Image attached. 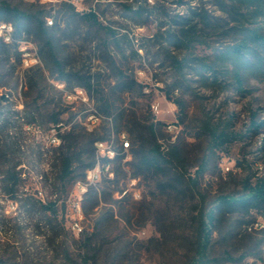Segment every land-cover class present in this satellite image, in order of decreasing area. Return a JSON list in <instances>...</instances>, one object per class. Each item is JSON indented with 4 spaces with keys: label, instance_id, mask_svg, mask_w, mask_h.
<instances>
[{
    "label": "rangeland",
    "instance_id": "rangeland-1",
    "mask_svg": "<svg viewBox=\"0 0 264 264\" xmlns=\"http://www.w3.org/2000/svg\"><path fill=\"white\" fill-rule=\"evenodd\" d=\"M2 1L29 17L44 9L49 26L46 36L29 19L13 42L0 37V254L34 264H80L91 255L85 264H187L196 255L198 211L215 207L221 195H241L246 178L264 177V75L246 70L239 85L216 64L220 51L241 38L230 28L241 21L230 12L231 1ZM201 9L211 15L209 26L198 17ZM91 10L96 19L87 16ZM175 19L190 21L195 33L177 39L182 28ZM22 40L37 50L32 66L23 63ZM214 63L217 70L208 71ZM76 87L86 89L87 101L66 97ZM153 101L161 104L158 114ZM55 116L60 144L49 139ZM176 119L179 128L166 130ZM138 121H155L158 139L176 147L180 160L163 156L143 167L136 150L146 153L150 137L141 130L133 143ZM212 132L234 138L214 145ZM124 135L131 142L127 150L121 149ZM100 139L113 140L119 151L113 175L104 173L83 193V230L74 231L68 201L79 197L78 182L94 165ZM9 141L18 145L7 156ZM65 154L73 157L67 177ZM15 166L24 178L18 200L5 182L6 170ZM25 194L55 201L57 221L40 213L39 204L26 205ZM209 255L210 264H264V212L219 208Z\"/></svg>",
    "mask_w": 264,
    "mask_h": 264
},
{
    "label": "trees",
    "instance_id": "trees-1",
    "mask_svg": "<svg viewBox=\"0 0 264 264\" xmlns=\"http://www.w3.org/2000/svg\"><path fill=\"white\" fill-rule=\"evenodd\" d=\"M227 0H221V2H226ZM232 14H237L240 16V23L231 25L236 33L241 34V38L235 43L229 45L227 48L220 51L218 54L217 62L224 64V69H228L229 72L233 73L234 78L239 85L244 83V71L252 70L259 74L264 75V0H230ZM64 6H71V3L63 2ZM246 7V10H240L242 7ZM225 10V9H224ZM192 14L196 11L192 10ZM88 17L97 18L95 10L86 12ZM198 14L199 19L204 25L209 26L211 24L212 18L208 9H201ZM0 18H6L9 21L12 20L15 24L16 33H21L23 31V25L29 19L35 24L38 31L42 32L47 36L48 24L44 19L45 10L39 9L35 11L30 17L27 16V10L21 9L16 5H11L6 1L0 3ZM186 17V16H183ZM262 18V19H261ZM176 23L181 26V32L177 39L180 41H185L192 34L195 33L193 24L190 21H185L182 19H175ZM246 20L250 21L252 24L247 25ZM176 36V37H177ZM208 71H216L217 67L214 64H208ZM140 85V84H139ZM52 127L58 126L60 129V121L57 116L52 119ZM1 124V123H0ZM51 127V128H52ZM146 130L150 137V149L145 152H140L136 150V156L140 157V164L143 167L152 168L156 165L158 158L168 157V159L176 158L180 160L181 155L176 147H169L168 150L162 149V143L157 137L156 122L152 121L146 125H140V121L131 128L133 132V143L136 144L140 140L139 131ZM213 144H225L233 138L228 137L224 133L212 132ZM131 144V142H130ZM18 145V141L7 142L4 146L5 155H9L13 150V146ZM0 147L1 143H0ZM17 149H15L16 152ZM73 157L69 154L62 156V175L63 177L70 176L73 172ZM23 171L16 169V166L10 170L9 168L5 172V182L7 190L14 195L13 198L18 200L19 186L24 181L22 177ZM31 195L25 194L21 199H24L26 205L36 208L38 204L40 205L38 211L40 213L48 214L50 222L53 223L57 221V208L55 201H48L43 203L42 201H35ZM237 206H242L244 208L254 207L261 209L264 212V177H258L255 182L251 180L250 177L246 178L244 181V192L239 196L234 195H221L219 201L215 207L208 210L200 209L195 215V222L197 224V243H196V255L187 264H210L214 261L209 255V249L213 239V232L215 223L217 220V214L219 208H234ZM70 223V220H69ZM4 254H0V264H34L30 260H16L14 257L12 259H5ZM90 258H95L94 255L84 256V260L80 264H85Z\"/></svg>",
    "mask_w": 264,
    "mask_h": 264
},
{
    "label": "built area",
    "instance_id": "built-area-1",
    "mask_svg": "<svg viewBox=\"0 0 264 264\" xmlns=\"http://www.w3.org/2000/svg\"><path fill=\"white\" fill-rule=\"evenodd\" d=\"M41 2H45L51 5H56L57 3H63L68 2L72 4H78L80 0H40ZM49 23H53V19L48 20ZM0 32H2V39L6 42H13L15 40V26L14 24L9 22H1L0 21ZM20 50L23 56V63L25 66H32L36 64L39 61V56L37 53L36 48L34 45L28 41V40H22ZM148 88L147 85H145V89ZM65 95L68 99H81L84 101L88 100V94L84 87H76L74 90H66ZM152 110L155 113H160L162 110L161 104L158 101H153L151 103ZM98 118L95 114H91L89 116V119ZM165 128L171 129V132H175L179 128L178 120H172L167 121L165 124ZM125 137V135H124ZM50 142L53 144H60L61 138L58 134V126H54L51 128V134L49 136ZM162 143V149L168 150L169 146H167L163 141H160ZM130 141L125 137L123 140V143L121 145L122 150H127L130 147ZM95 147H96V161L92 167H90L87 170L86 178L85 180L79 181V182H89V181H98L102 177V162H107V155L110 154V149H116L113 140H96L95 141ZM119 151L117 150V154ZM109 174L113 175L112 170V162H109ZM79 182H78V193L79 197L77 199H69V203L71 205V215H70V226L74 231H82L83 226L81 224L80 218L82 217V210H79L77 208V200H81L82 198V191L79 190ZM129 182L131 183L132 189L135 188V185L137 184V179L134 176H129ZM129 190V188H126L124 190V193H126ZM135 196H139V193H137L136 189H134Z\"/></svg>",
    "mask_w": 264,
    "mask_h": 264
},
{
    "label": "bare ground",
    "instance_id": "bare-ground-1",
    "mask_svg": "<svg viewBox=\"0 0 264 264\" xmlns=\"http://www.w3.org/2000/svg\"><path fill=\"white\" fill-rule=\"evenodd\" d=\"M1 22H9V21H1ZM0 37L2 38V32H0ZM166 130L171 132V129L169 128H166ZM116 153H117L116 149H110V154L107 155V162H102V174L109 173V162H113ZM95 182L96 181L80 182L79 190L82 191V193H85L86 191H88L89 185ZM77 208L81 210V204L79 200H77Z\"/></svg>",
    "mask_w": 264,
    "mask_h": 264
}]
</instances>
